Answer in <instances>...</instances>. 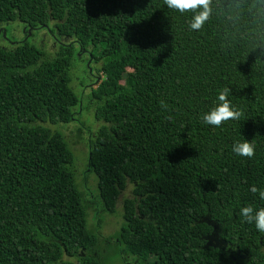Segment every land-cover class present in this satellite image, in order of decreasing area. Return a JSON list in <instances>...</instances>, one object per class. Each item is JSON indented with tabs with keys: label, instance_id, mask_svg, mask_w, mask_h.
<instances>
[{
	"label": "trees",
	"instance_id": "obj_1",
	"mask_svg": "<svg viewBox=\"0 0 264 264\" xmlns=\"http://www.w3.org/2000/svg\"><path fill=\"white\" fill-rule=\"evenodd\" d=\"M209 7L193 31V13L164 0H0V24L18 21L25 36L47 27L61 41L57 50L0 44V264H111L104 243L121 264H264V233L240 213L264 207L250 191L264 190V0ZM85 51L87 72L93 63L100 72L87 96L70 75ZM225 87L242 115L208 125ZM83 97L98 127L75 136L89 145L80 172L97 177L105 215L132 187L113 236L78 185L59 125L74 121ZM244 140L252 158L232 151ZM214 234L241 255L207 244Z\"/></svg>",
	"mask_w": 264,
	"mask_h": 264
},
{
	"label": "rangeland",
	"instance_id": "obj_2",
	"mask_svg": "<svg viewBox=\"0 0 264 264\" xmlns=\"http://www.w3.org/2000/svg\"><path fill=\"white\" fill-rule=\"evenodd\" d=\"M11 27H16V29H11ZM23 28L24 25L18 21H15V23L10 24H0V29L3 30V34L0 35V44L9 46V43L5 40V38H12L15 40H18V44H20L23 41H27L30 44L36 45L37 47H47L49 50H57L59 46V42H61L57 34L55 32H51L49 28L42 27V28H35L32 31L31 35L23 34ZM4 36V37H3ZM63 40L66 41V38ZM83 56H80L77 52V55L73 56V67L70 70L71 75V85L73 89H75L77 92H82L83 96H87L89 94L90 88L95 87V85H91L90 81L93 79V76L100 75V72L97 71L98 65L96 63L91 64L92 66V72L89 73L87 68V60L91 59L89 55L88 58V51H85L83 53ZM86 57V58H85ZM86 97H83V101L81 102V111L79 115H76L74 121L70 124H59L62 127L60 129H57L62 132L64 135V138L66 141L69 142L70 149L72 150L74 156H75V174L76 180L78 182L79 187H81L84 191V194L89 198L93 199V201L96 202L97 207V219H101V232L106 236H113L115 231L119 228L121 224V208L118 207V205L121 204V200L123 196H129L131 195V185L128 183L125 190L120 194L118 205H117V211L114 214H106L105 211L102 210L101 207V200L98 195V188H97V177L93 172H80V170L85 167L88 168V151H89V145L87 143V146L85 147L84 142L82 141L77 142L76 135L77 133L81 136L87 137V128L85 126L92 125V129H96L98 127V123L92 120L93 113L92 109H87V102L85 100ZM92 115V117H91ZM92 121L93 123H91ZM90 122V123H89ZM67 125V126H66ZM55 128V126H52ZM91 127V126H90ZM73 131V132H72ZM83 131V132H80ZM67 142V143H68ZM86 158V159H85ZM83 180V181H82ZM82 182H84L82 184ZM94 213L92 209L88 208V225L91 229H95L97 226V219L94 218ZM104 249L100 256L107 260V262L111 264H121V262L114 260L116 258H119L114 252L113 249H108V243H104ZM109 250V251H108Z\"/></svg>",
	"mask_w": 264,
	"mask_h": 264
},
{
	"label": "clouds",
	"instance_id": "obj_3",
	"mask_svg": "<svg viewBox=\"0 0 264 264\" xmlns=\"http://www.w3.org/2000/svg\"><path fill=\"white\" fill-rule=\"evenodd\" d=\"M164 4L169 9L176 10L181 14L187 12L193 13L189 22V28L193 31H199L203 27L211 11L209 7L210 0H164ZM90 71L92 72V69ZM95 75L93 79L94 77L98 79ZM230 92L231 89L228 87L219 90L217 97L218 104L202 117L206 124L219 127L228 120H238L240 118L242 112L234 109L227 98ZM232 151L239 156L252 158L255 155V146L250 141L244 140L243 142L234 144ZM250 191L254 194L258 192L259 197L264 200V190H259L257 187L252 186ZM240 213L247 223L251 224L254 222L256 229L264 233V207L254 210L253 206L248 205L242 207Z\"/></svg>",
	"mask_w": 264,
	"mask_h": 264
},
{
	"label": "flooded vegetation",
	"instance_id": "obj_4",
	"mask_svg": "<svg viewBox=\"0 0 264 264\" xmlns=\"http://www.w3.org/2000/svg\"><path fill=\"white\" fill-rule=\"evenodd\" d=\"M5 40H6V38H5ZM95 80H97V78H95ZM207 244H210L213 246L215 245V246L221 248L222 250H226L229 253V256L234 257V258L238 255H241L239 251H235L232 249L231 244H230L231 246L228 245L229 243H227L225 240L218 238V236L215 234L208 236Z\"/></svg>",
	"mask_w": 264,
	"mask_h": 264
}]
</instances>
